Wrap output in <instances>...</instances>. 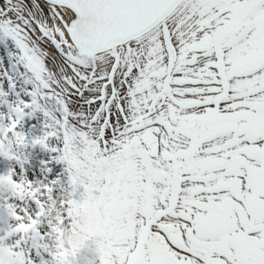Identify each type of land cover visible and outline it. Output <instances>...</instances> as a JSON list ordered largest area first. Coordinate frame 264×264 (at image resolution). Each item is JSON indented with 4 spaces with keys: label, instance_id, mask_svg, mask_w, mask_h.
I'll return each mask as SVG.
<instances>
[{
    "label": "snow or ice",
    "instance_id": "obj_1",
    "mask_svg": "<svg viewBox=\"0 0 264 264\" xmlns=\"http://www.w3.org/2000/svg\"><path fill=\"white\" fill-rule=\"evenodd\" d=\"M0 44V153L39 112L66 165L22 264H264V0H0Z\"/></svg>",
    "mask_w": 264,
    "mask_h": 264
},
{
    "label": "rangeland",
    "instance_id": "obj_2",
    "mask_svg": "<svg viewBox=\"0 0 264 264\" xmlns=\"http://www.w3.org/2000/svg\"><path fill=\"white\" fill-rule=\"evenodd\" d=\"M4 70H10L8 64L4 65ZM43 119L42 113L39 112L33 115L32 119L31 117H25L23 126L20 130L25 133L26 139L29 141L28 145L18 146L15 140L10 138L9 142L4 146V151L10 153V155L5 156L0 153V177H8L9 175L12 177V180L0 178V182H7V184L11 186V191H0V264H22L19 257L13 254L12 245L15 240V235L10 231V226H14L16 221L9 216L8 211L2 206L5 202V198H7L8 202L13 204L17 211L26 209L28 213H34L37 209L33 205L30 194L38 196L42 202L41 208L43 209L39 226L44 231H47L48 221L59 214L61 201L67 198V188L64 183L58 188L53 187L51 196L44 192V188L39 192L37 187L39 182L43 185H47L41 180V176H46L48 174H42V171L36 170L35 166L29 170L24 163V156H26L27 160H30L36 154L35 151L41 153L40 151L42 148L39 145L32 146L31 138L42 135L43 131L46 130L43 126ZM49 143L52 146H58V142L55 138H50ZM37 162L36 160L34 163L36 164ZM21 163L23 164V172L20 173L19 164ZM62 163L65 169L66 165L64 162ZM10 170L14 171L10 172ZM29 180L31 183H29ZM17 185H23V190L21 191ZM81 219L85 222L88 220L87 210L82 211ZM84 226V224H81V227ZM47 243L49 247H52L54 240H48ZM41 255L45 261H51L48 254L44 253L42 250ZM32 256L34 257V264H40L41 257L35 256V250H33Z\"/></svg>",
    "mask_w": 264,
    "mask_h": 264
},
{
    "label": "bare ground",
    "instance_id": "obj_3",
    "mask_svg": "<svg viewBox=\"0 0 264 264\" xmlns=\"http://www.w3.org/2000/svg\"><path fill=\"white\" fill-rule=\"evenodd\" d=\"M2 46V48H1ZM9 51H11V46L9 45ZM0 57L3 58V69L0 70H4V65L8 64L9 67H11V62L12 60H14V57H9L7 55V52L4 48L3 44H0ZM30 118V117H28ZM33 118V116L31 117V119ZM36 154L32 157V159L27 160L26 156L24 163L26 164V168L31 170L34 166L36 168V170L42 171V174L47 173L48 175L46 176H41V180L44 181L45 184H48L49 180L52 179H56L58 176L60 177V181L56 184L53 185L54 188H58L59 186H61L63 184V179H64V167H63V163L62 161H56L55 159H50L51 157H55L57 155V153H49L45 150H41L39 152L35 151ZM29 157H31L30 155H27ZM38 161L36 164L34 163L35 161ZM49 161V163H41V161ZM50 168L51 171L49 172L47 169ZM39 192H41V189H43L45 187V185H43L42 183L39 182V185H37Z\"/></svg>",
    "mask_w": 264,
    "mask_h": 264
},
{
    "label": "clouds",
    "instance_id": "obj_4",
    "mask_svg": "<svg viewBox=\"0 0 264 264\" xmlns=\"http://www.w3.org/2000/svg\"><path fill=\"white\" fill-rule=\"evenodd\" d=\"M0 191H11V186L7 182H0Z\"/></svg>",
    "mask_w": 264,
    "mask_h": 264
}]
</instances>
